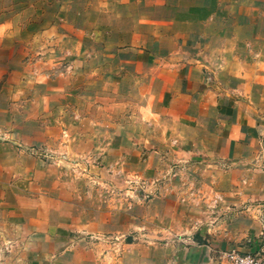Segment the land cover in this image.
I'll list each match as a JSON object with an SVG mask.
<instances>
[{"label":"rangeland","instance_id":"1","mask_svg":"<svg viewBox=\"0 0 264 264\" xmlns=\"http://www.w3.org/2000/svg\"><path fill=\"white\" fill-rule=\"evenodd\" d=\"M215 95L227 133L259 135L243 131L208 172L175 115L201 116ZM0 141L28 168L0 196V264L99 248L164 264L165 246L204 231L235 247L264 225V0H0ZM220 172L243 182L242 202L224 180L209 190ZM64 212L75 228L56 244L43 231Z\"/></svg>","mask_w":264,"mask_h":264},{"label":"crops","instance_id":"2","mask_svg":"<svg viewBox=\"0 0 264 264\" xmlns=\"http://www.w3.org/2000/svg\"><path fill=\"white\" fill-rule=\"evenodd\" d=\"M209 101L210 102L207 103L209 106V112L207 111V113H204L201 116L187 114L190 113L189 110L185 114L181 111V116L175 115L180 127V132L178 133L180 137L179 141L183 143L185 142L184 146H188L190 149L200 148V152L207 151L209 153L208 157L205 158L204 170H208L209 172V170H211L210 167L212 166L216 168L215 170L219 169L222 171L220 168L224 164L220 161L227 160L226 157H228L229 154H225L221 148L224 146H230L233 144V142L238 144L235 139H237L239 136L241 138V136L244 134L243 131L248 132L252 130L257 132L259 135V130L258 125L247 128H242V126L237 128L236 126L234 129L231 126L229 128V133H227L225 130L227 129L226 124L227 121H230L229 118L231 116L225 112V107L223 108L221 95L218 97L215 95L211 97V100ZM200 133H203V136H207V138L201 140V137L199 136ZM193 134H195L194 137L196 139L195 147H193L194 144L191 143ZM244 146L247 145L244 144ZM213 150L216 151L217 154H214ZM240 160H242V158H240ZM246 160L250 161V159ZM243 167H245L247 171V177H244V179H246L248 183H251L253 187L257 186L255 176L260 174L250 170L247 165H243ZM27 169L28 168L23 166L21 163L20 156L15 151L14 144L8 141H0V196H7L11 194L13 192L12 190L16 186L15 178L19 177L22 173H26ZM220 173L221 174H217V176H214L212 181H210V187L208 186L209 190H211V192L215 190V187H212V183L215 182L216 185L217 181L221 182L224 180L226 183L223 186H220V193H226V190H228L231 194H233L235 200L242 202L244 200V196L248 194L247 188L242 185L243 182L242 184L236 183L235 185L230 186L231 183H227L225 179L226 176L222 175V172ZM260 176L264 178V172H262ZM262 196L264 197V191ZM189 210H191L195 216L196 210L192 208H189ZM62 215L65 217L63 218L65 222L59 223V225L62 224L61 226H65L67 231H61L59 225L52 224L50 222L47 230L43 231L44 236L56 244L62 242L66 243L68 241V234L75 228L73 223L66 221V219H68V214L64 212ZM177 215L180 217L179 213ZM179 217L177 219H179ZM92 223L93 222L88 223V225L85 227L91 229ZM39 225V223H35L34 226L38 227ZM76 227V229L80 228L79 225H76ZM203 233V242L200 244L195 243L185 246L182 243H178L177 245L172 244L171 246H165L164 251H162V259H166L164 264H231L223 255V251L226 250V245L215 241L211 232L207 233L204 231ZM197 238L200 239V236L197 235ZM130 257V255L129 257L128 255H125V260H129ZM64 258L67 260V264H74V262L75 264H113L110 261L112 258L111 254L100 248L95 251H65ZM124 264H129V262ZM139 264L149 263L146 259L144 260L143 257H140Z\"/></svg>","mask_w":264,"mask_h":264},{"label":"built area","instance_id":"3","mask_svg":"<svg viewBox=\"0 0 264 264\" xmlns=\"http://www.w3.org/2000/svg\"><path fill=\"white\" fill-rule=\"evenodd\" d=\"M253 234H247L235 247L223 251L231 264H264V225L259 233Z\"/></svg>","mask_w":264,"mask_h":264}]
</instances>
